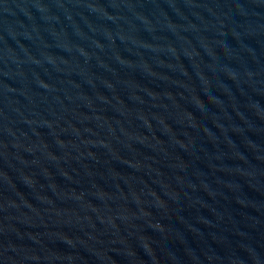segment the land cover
Listing matches in <instances>:
<instances>
[{
	"label": "water",
	"instance_id": "obj_1",
	"mask_svg": "<svg viewBox=\"0 0 264 264\" xmlns=\"http://www.w3.org/2000/svg\"><path fill=\"white\" fill-rule=\"evenodd\" d=\"M0 264H264V0H0Z\"/></svg>",
	"mask_w": 264,
	"mask_h": 264
}]
</instances>
